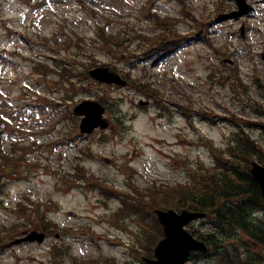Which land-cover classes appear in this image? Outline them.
<instances>
[{
    "label": "rangeland",
    "instance_id": "rangeland-1",
    "mask_svg": "<svg viewBox=\"0 0 264 264\" xmlns=\"http://www.w3.org/2000/svg\"><path fill=\"white\" fill-rule=\"evenodd\" d=\"M222 1L224 6L227 5L226 8L235 6L234 0ZM150 2L155 4L150 5ZM186 2L199 19L208 20L214 18L221 4V0ZM253 2H256L255 8L249 17L228 22H217L214 19L206 40L204 38L193 41L171 56L143 61L138 56L150 46H140L135 40V33H151L154 30V22L150 16L156 12L162 17H179L183 6L180 1L0 0V90L4 93L0 96V99H4L0 107L11 121L10 130H6V137L0 136V147L4 152L0 155V164L4 156L13 155L14 144L19 142L26 147L33 140L28 139L29 134L48 130L52 120L55 130L49 138L42 140L63 144V138L74 134V121H61L63 109L55 110L52 116L49 110L23 107L27 101L21 100V93L24 90L29 100L37 102L43 94L54 99H60L64 95L63 92L51 93L48 90L53 84L34 70L38 62L72 64L77 62L74 58L78 56H81V64L90 65L96 60V64L102 66L111 62L113 57L99 45L100 27L120 38L122 48L116 52L121 54L123 62H118L115 66L128 72L131 80L141 78L159 88V101L162 106L167 109L169 107L174 112L171 117L163 116L155 100L144 97L138 89L132 87L96 86L89 94L76 95L71 92V103L82 99L98 101L99 96H104L107 100L115 98L118 106L113 110H117L122 104V119L125 120L127 130L119 135V128L113 125V115L108 114L113 128L104 136H99L98 133L85 138L75 136L73 141L70 140L72 143L63 144L55 148L54 152L41 148L32 153L31 161L42 163L25 170L27 179H16L15 174H7V178L1 180L0 202L4 203H0V226L21 222L15 215L3 211V204L13 207L18 206L21 201L25 202L31 207L24 208H28V214L34 216L35 210L41 205L55 201L60 206V212L54 214L52 219L55 218L63 228L61 232L66 233L69 229L71 236L63 239L61 236L59 240L54 236L44 245L24 244L1 257L0 264H50L54 257L53 248L58 253V259L63 260L65 264H73L74 255L87 260L101 257V254H113L123 262L127 260L131 264H143L141 252L144 246L141 241L148 238L147 234L150 233L155 218L146 216L145 213L141 219L137 216L140 220H129V233L113 229L108 223L104 228L94 226L97 220L107 213L117 212L122 202L115 198L109 199L100 193V190L91 192L84 189L79 183L84 185L85 182L76 179L78 171L75 166L78 163L84 165L85 172L92 174L91 179L94 182L102 184L104 180L127 192L131 190L134 194L138 189L146 190V187L153 186L155 182L165 183L156 187V191L164 190V186L169 189L173 183H180L183 188H189L191 184L187 181L190 169L193 172L209 174L198 164L200 161L208 164L213 162L212 155L208 149L195 143L201 138L213 139L217 146L226 147L237 128L225 120L218 122L217 119L214 124L197 114V110L214 112L221 117L231 113L252 117L247 102L242 101L247 99L246 95L242 91L234 90L232 82L221 86L222 77L233 73L229 68L221 66L220 60L225 55L218 53L219 48H227L226 52L230 53L228 58L236 62L234 71L240 73L245 83L251 85V99L264 102V0H252ZM145 5L148 10L141 14ZM124 21L135 22L137 25L131 30L123 25ZM243 23L247 26L246 43L239 34ZM186 28L188 29V26L183 24L181 31H186ZM125 33H128L127 39ZM207 39L213 41L216 47H210L206 43ZM49 56L58 59L51 60ZM80 68L83 69V66ZM211 71H217L214 79L210 78ZM257 80H261L263 88L256 85ZM76 88L82 91L81 86ZM141 101H149L150 104L141 106ZM180 106H191L196 110L192 121L180 112ZM49 116H52V119H49ZM116 132L118 137L115 136ZM257 135L263 134L258 132ZM119 136H122V140ZM37 137L39 140L40 137ZM105 158L110 159L112 163L107 164ZM126 163H130L139 172L135 179L126 177L121 171ZM69 182L73 184L68 185ZM145 192V201L148 203L153 197L161 198L160 193L153 192L152 189ZM41 209L45 210L44 207ZM46 209L54 211L53 208ZM120 219L121 216L118 215L117 226ZM89 225H93L97 234L120 239V245L100 243L95 239L96 234L87 227ZM194 226L199 232L210 229L209 223L205 221H200ZM73 231L77 235H74ZM69 245L72 248L68 250ZM113 250L115 252H112ZM84 262L78 264H85ZM114 263L118 264L117 261ZM190 264L195 263L190 261Z\"/></svg>",
    "mask_w": 264,
    "mask_h": 264
},
{
    "label": "trees",
    "instance_id": "trees-1",
    "mask_svg": "<svg viewBox=\"0 0 264 264\" xmlns=\"http://www.w3.org/2000/svg\"><path fill=\"white\" fill-rule=\"evenodd\" d=\"M164 29L160 34L150 36H141L154 45L163 47L166 45L164 41L168 39H179V34L174 30V25L168 23V25H161ZM174 30V31H173ZM100 38L107 49H114L118 46L119 41L108 35L104 30H101ZM140 38V36H138ZM111 54L115 57V51ZM143 92L145 94L157 93L156 90L149 87H144ZM250 122H247L249 124ZM238 145L231 146L228 151V158L226 160L225 154L220 152L218 154L217 162L219 167L227 170V175L221 180L214 181L216 177L208 182L206 179L202 181L201 185H196L192 189L183 188L179 190H158L161 194V198L153 197V203L157 207H178L189 208L190 210L208 212L213 216L215 226L220 231L226 230L229 237H235L239 232H243L250 241L242 238H238L239 245L236 247L238 253H240L239 246H251L256 244H264V223H258L257 220L251 218L252 212L259 210L264 206L261 192L257 182L251 177L246 167L249 166L250 161L256 160L264 162V151L260 149L259 142L253 140L251 136L242 130L239 136L236 138ZM233 150V151H231ZM245 166L244 172L240 170ZM226 177H229L226 179ZM196 189H199L196 191ZM238 196H243L242 200L238 201V204L234 207L228 206L230 201L237 199ZM216 248L217 244L211 243ZM235 250H226L222 253L223 257L218 260L224 264H239L240 256ZM255 257H251L248 263H254ZM245 263L244 264H248Z\"/></svg>",
    "mask_w": 264,
    "mask_h": 264
},
{
    "label": "water",
    "instance_id": "water-1",
    "mask_svg": "<svg viewBox=\"0 0 264 264\" xmlns=\"http://www.w3.org/2000/svg\"><path fill=\"white\" fill-rule=\"evenodd\" d=\"M239 7L241 11L235 13L236 17L243 15L248 9L244 0L239 1ZM225 17L230 18L232 15ZM91 74L103 82L125 85V82L118 75L109 73L107 69H97L92 71ZM103 112L104 109L101 108L98 103L94 102H85L78 106L76 108V113L87 116L82 124L83 131H91L99 122L102 123ZM252 172L264 191V168L254 164ZM158 215L161 223L164 225L166 238L160 242L156 249V257L158 260H147L149 264H185L186 258L193 250L206 249L203 243H199L193 239V237L184 230L185 225L202 217L203 214L183 211L181 215H178L175 211L170 210L168 212L159 211ZM28 240H37L42 243L44 241V235L34 232L29 236ZM16 243H20V241Z\"/></svg>",
    "mask_w": 264,
    "mask_h": 264
}]
</instances>
